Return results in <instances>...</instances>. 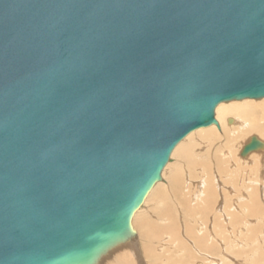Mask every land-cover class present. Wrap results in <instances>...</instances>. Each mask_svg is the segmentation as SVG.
Wrapping results in <instances>:
<instances>
[{"label":"water","instance_id":"95a60500","mask_svg":"<svg viewBox=\"0 0 264 264\" xmlns=\"http://www.w3.org/2000/svg\"><path fill=\"white\" fill-rule=\"evenodd\" d=\"M262 97L264 0H0V264H95L174 146Z\"/></svg>","mask_w":264,"mask_h":264},{"label":"bare ground","instance_id":"6f19581e","mask_svg":"<svg viewBox=\"0 0 264 264\" xmlns=\"http://www.w3.org/2000/svg\"><path fill=\"white\" fill-rule=\"evenodd\" d=\"M230 115H233V117ZM215 120H216V124H211L207 127H202V128H198L196 130L191 131L182 140H180L172 149V151L170 153L169 160L167 161V163L165 164V166L163 167V169L161 171L160 179L152 186V188L150 189V191L148 192V194L145 197V198H148V200H152V201L154 200L155 202L159 200V202H158L159 204L161 202H163L162 204H164V208H162L163 206H161V204H160L161 208L159 210L156 209V214H157L156 216H158L159 219L164 221L165 225L163 224L164 226H162V223L160 225L156 222L158 225L149 224L150 225L149 229H141V230H143V235L146 238L154 237L152 235L153 234L152 230L153 231L156 230L159 235L162 232L164 234H166V237H167L166 239H167V241H169V243L174 242L173 244H175V245L179 243L180 246L185 247L184 248L185 252H186V249H189V248L186 246L184 240H185V237H187V240H188L189 236L192 239L195 238V242H193V243H194V245L196 243L195 248H197L198 251L199 250L200 251L201 250H207L208 251V250H211L214 248L212 241L210 242V244L206 243L207 240H210L209 239L210 237H208V236L206 237L205 235H202V236H198V235L193 236L192 234L189 235L190 231H191V226L189 223H190V220H192L194 218V216L195 217L197 216L195 214L202 215V217L206 218L207 209H208V211H211V212H212V209H215V207L214 208H212V207L215 203H217V197H218L217 191L220 190L219 187H218L219 190H217L218 188H217V183H216V177L218 176V174L221 171L220 166L223 165L222 164L219 166V163H221V160H222L221 157H224L227 155V158L225 157L226 161L227 160L233 161L235 158V160H238L239 162H240V160H242L244 163H246L247 161L258 162L264 158V97H262L260 99L258 98L257 100L245 98L242 100H232L230 102H228V101L227 102H221L215 108ZM230 123H231V125H227ZM205 130H206V132H205ZM198 132L201 133L200 135L203 134L201 137L207 141V146H208V144H210V146L212 144L214 145L218 142V140L224 138L227 142L223 140L222 143H224V142L228 143V146H226L225 144L223 146V147H228L227 149L224 148V149H226L225 155L221 156V157H220V155L215 156V154L217 152L220 153L219 151L222 149L221 148L222 146H221L220 147L221 149L218 147L214 149L215 154H212V156H210L209 159L204 158V157L203 158L197 157V154L195 153V150H194L196 145L194 146L193 144H190L189 142L191 141L192 137L200 136V135H196ZM203 132H205V134ZM252 135H255L259 140L262 141V143H263L262 147L258 148L256 150H253V151L247 153L246 155H241L240 152H241L243 146L249 141V139ZM200 143L202 144V143H204V141H201ZM212 148H214V147H212ZM224 149H222V151H223L222 153H224ZM238 153L240 154L239 156H238ZM174 154L176 155V157H175L176 159H174V161L171 162L170 158ZM235 155H236V157H235ZM240 156H243V158ZM244 156H246V157H244ZM228 157H229V159H228ZM214 163L217 164L216 165L217 167H215V165H213ZM238 164H242V162H240ZM223 166H222V170L224 168ZM193 169L199 170L198 174L200 175V178H199V181H197L198 179L195 180L196 183H195V181H193V179H195L198 175L197 176L195 175L196 176L195 177L192 174ZM234 182H236V181H234ZM187 187L189 189H191V191L194 189L193 190L194 197H191L190 194L187 195L186 192L183 191L184 188L187 189ZM197 190L200 191L199 196L196 195V193L199 192ZM187 193H188V191H187ZM254 193L255 192H253V193L250 192L251 195L249 198H246V197L243 198L245 195H242V198H241L238 195V197L240 198L239 201L240 200L243 201V203H239V206H241V208H243L244 203H246L248 206H250V205L253 206L254 204H258V202L260 201L259 199H261V198L257 199V196H255ZM201 194H203V195H201ZM256 195H257V192H256ZM152 197H153V199H152ZM194 199L195 200L197 199L196 204H192V200H194ZM263 199H264V197H263ZM160 200H161V202H160ZM155 202H154V204H155ZM158 203L156 202V205ZM173 203H175V205H176V203H178L177 206H180L179 214H180V216L182 214V216H183V217L181 216L182 218L178 217L179 214L175 213V207H174L175 205ZM143 204H144V201L140 205V207L134 212V214L131 218V225L132 226L134 225V223H138L137 219H134V218H135L136 214H137V216H139L138 210L140 208H142V206H146ZM231 206H230V208H231ZM239 206H238V208H239ZM248 206L247 207L245 206V208L248 209L249 208ZM157 207H159V206H157ZM230 208H228V209H230ZM231 212L226 215L223 211V212H221V215L224 214L225 216H228V220L230 223L229 225H231L230 227L233 226L232 229L230 228L231 229V237H229L230 232L228 233L229 234L228 237L234 238V236L236 235L235 232L237 230H239L237 228L241 227V226H239L238 225L239 223L237 222L240 219L236 215H234L237 213H231ZM213 213H214V215L217 214L215 212H213ZM219 214H220V212H219ZM240 215L241 214H239V216ZM217 216L218 215L214 216L215 222L217 221V218H218ZM178 218H180V219H178ZM177 219L180 220V222L182 223L181 228H182L183 232L180 229V223L178 222ZM260 219H262V218H260ZM140 220H141V224L144 223V221H145V220L139 218V222H140ZM214 221L212 222L213 226L215 224ZM246 222H248V221H246ZM246 222L244 221V224H246ZM147 228H148V225H147ZM218 229H219V227H218ZM241 231H243V230H241ZM213 232H215V231L213 230ZM213 232L211 230L212 234H214ZM222 232H223V230H222ZM132 233L133 234H131L128 239H126L123 242L116 244L115 246L111 247L106 252H104L98 258V260L96 261L95 264H141L140 251L138 250V247H136L137 243L134 242V239H135L134 238V231ZM183 233L185 235L182 238ZM239 233H240V231H239ZM219 234H221V232ZM232 235H234V236H232ZM155 238H157V237H155ZM158 238H159V236H158ZM236 238H237V236H236ZM235 243H236V241H235ZM230 245H232V244H230ZM217 247H218V245H217ZM178 248H180V247H178ZM199 248H201V249H199ZM182 249H180L181 252H183ZM230 249L235 251V246L233 245ZM177 250H179V249H177ZM144 251H145V253H148L149 256H151V255L156 256L155 252L148 245L144 246ZM234 251L233 252L231 251V252L234 253ZM248 256H247V258H248ZM206 257H208V256H206ZM169 260H171V259H169ZM208 261H209V259H208ZM219 261L220 262H218V259L212 260V261L210 260L207 264H232V262L231 263L223 262L225 260H222V259ZM193 264H203V262L201 263V262H198L197 260H195V263H193Z\"/></svg>","mask_w":264,"mask_h":264},{"label":"rangeland","instance_id":"374dc122","mask_svg":"<svg viewBox=\"0 0 264 264\" xmlns=\"http://www.w3.org/2000/svg\"><path fill=\"white\" fill-rule=\"evenodd\" d=\"M255 100H257V99H255ZM228 102H230V101H228ZM230 116L233 117V115H230ZM227 125H231V123L227 124ZM205 132H206V130H205ZM205 132H203V133L205 134ZM200 134L201 133L198 132L196 135H200ZM202 135L192 137L191 141L189 142L190 144H193L194 146L196 145L194 150H195V153L197 154V157H201V158L204 157V158L209 159L210 156H212V154H215L214 153L215 148H217V147L220 148L221 146H222L221 147L222 149L228 148V147H223L224 144L226 146H228V143H225V142L222 143L223 140L226 141L224 138L218 140V142L214 145L212 144L210 146V144H208V146H207V141L201 137ZM201 141H204V143L201 144L200 143ZM212 147H214V148H212ZM222 149L220 151L218 150L220 153L217 152L215 154V156L216 155H220V157L224 156L226 149H224V153H222L223 152ZM239 155L240 154L238 153V156ZM175 157H176L175 154L172 155V157L170 158V161L173 162L174 159H176ZM225 157L227 158V155L224 157H221L222 160H221V163H219V166L223 164L224 166L223 165L222 166L224 168L222 170V166H220L221 171L218 174V176L216 177L217 188L219 187L220 190H219V188L217 189V190H219V191H217L218 192L217 203H215L212 207V208L215 207V209H212V212L208 211V209H207V213H206L208 215V216L206 215L207 219L205 217H202V215L195 214L197 216L196 217L194 216V218L192 220H190V223H189L191 226V231H190L189 235H191V234L193 236L205 235L206 237L207 236L210 237L209 238L210 240H207L208 242L206 241V243L210 244V242L212 241V243L214 245V248L211 249L212 251L211 250H208V251L207 250H201V251L199 250L198 251L197 248H195L196 243H195V245L193 243V242H195V238L192 239L190 236L188 237V240H187V237H185V240H184L186 246L189 248V249H186V252L184 250L185 247L180 246L179 243L176 245L173 244L174 242L169 243V241H167V239H166L167 238L166 234H164L163 232L159 235L156 230H154V231L152 230V232H153L152 235L154 237L146 238L143 235V230H141V229H149L150 228L149 224H151V225L152 224H154V225L160 224L161 225V223H162V226H164L165 223H164V221L159 219L158 216H156L157 215L156 209L159 210L161 208L160 204H161V206H163L162 208H164V204H162L163 202H161V200H160L161 203L159 204L158 203L159 200H158L156 202L159 205L158 204L156 205V202L154 200L152 201V200H148V198H145L143 205H146V206H142V208H140L138 210L139 216H137V214H136V216L134 218V219H137L138 223H134V225L132 226V230L134 231V238H135L134 242L137 243L136 247H138V250L140 251L141 264H156V263L157 264H193V263H195V260H197L198 262H201V263L203 262V264H205V263L207 264L210 260L212 261V260H217V259H218V262H220L219 260L222 259V260H225L223 262H226V263L232 262V264H264V199H263V197H264V158L263 159L261 158L262 160H260L258 162L247 161L246 163H244L242 160H240V162H242V164L244 163L242 165V164H238L240 162L238 160H235V158H234L235 161L234 160L233 161H231V160L226 161ZM235 157H236V155H235ZM240 157L243 158V156H240ZM244 157H246V156H244ZM228 159H229V157H228ZM213 165H215V167H217L216 166L217 164L214 163ZM198 173H199V170L193 169L192 174L194 176L198 175L197 176L198 178L195 176L196 178L193 179V181H195L196 179H198L197 181H199L200 175ZM234 181H236V182H234ZM195 183H196V181H195ZM193 190L191 191V189H189L187 187V189L184 188L183 191L186 192L187 195L190 194L191 197H194ZM187 191H188V193H187ZM197 191H199V190H197ZM250 192H252V193L255 192L254 195L257 196V199L261 198V199H259L260 201L258 202V204H254L253 206L252 205L248 206L246 203H244V206L242 205L243 208H241V206H239V203H243V201L242 200L239 201L240 198L238 197V195L241 198H242V195H245L243 198H245V197L249 198L251 195ZM256 192H257V195H256ZM196 195L199 196L200 191L197 192ZM201 195H203V194H201ZM152 199H153V197H152ZM196 201H197V199L192 200V204H196ZM154 202H155V204H154ZM173 204L175 205V203H173ZM177 205H178V203H176V205L174 206L175 207V213L179 214L180 206H177ZM157 206H159V207H157ZM230 206H231V208H230ZM238 206H239V208H238ZM245 206L246 207L248 206L249 208L247 209V208H245ZM227 207L230 209H228ZM223 211L226 215L228 213H230L231 211H232L231 213H237L238 214V215L237 214H234V215H236L240 219L237 222L239 223L238 225L241 227L237 228L239 230H237L235 232V234H236L235 236L232 235V236H234V238H229V237H231V229L233 226L230 227L231 225H229L230 223L228 220V216H225L224 214L221 215V212H223ZM213 212H215L217 214L214 215ZM219 212H220V214H219ZM239 214H241V215L239 216ZM216 215H218L217 216L218 218L216 217L217 221L215 222L214 216H216ZM181 216H182V214H181ZM181 216L179 214L178 217H181ZM139 218L145 220L144 223L141 224V220L139 222ZM260 218H262V219H260ZM178 219H180V218H178ZM213 221L215 223L214 226L212 223ZM244 221L245 222L248 221V222H246L247 225L244 224ZM178 222L180 223V229L182 231V228H181L182 223L180 222V220H178ZM147 225H148V228H147ZM218 227H219V229H218ZM211 230H212V232L214 230L217 234L215 232H213L214 234H212ZM222 230H223V232H222ZM241 230H243V231H241ZM239 231H240V233H239ZM220 232H221V234H219ZM228 233L230 234V236ZM184 235L185 234L183 233L182 238L184 237ZM158 236H159V238H158ZM236 236H237V238H236ZM155 237H157V238H155ZM234 240L236 241V243ZM230 244H232V245H230ZM146 245H148L155 252L156 256L155 255L149 256L148 253H145L144 246H146ZM217 245H218V247H217ZM233 245L235 246L236 252L234 250L230 249ZM178 247H180V248H178ZM177 249H179V250H177ZM180 249H182L183 252H181ZM199 249H201V248H199ZM231 251L232 252L234 251V253H232ZM206 256H208V257H206ZM247 256H248V258H247ZM169 259H171V260H169ZM208 259H209V261H208Z\"/></svg>","mask_w":264,"mask_h":264}]
</instances>
